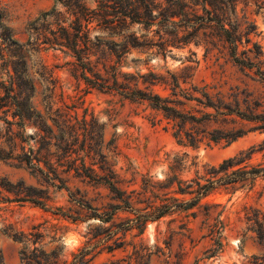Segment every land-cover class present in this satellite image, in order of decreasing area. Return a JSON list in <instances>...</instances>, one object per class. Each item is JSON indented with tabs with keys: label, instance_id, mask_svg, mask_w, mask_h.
<instances>
[{
	"label": "trees",
	"instance_id": "16d2710c",
	"mask_svg": "<svg viewBox=\"0 0 264 264\" xmlns=\"http://www.w3.org/2000/svg\"><path fill=\"white\" fill-rule=\"evenodd\" d=\"M245 6L253 3L256 10L264 8V0H243ZM239 0H54L52 6L39 12L24 26L25 40H20L0 10V161L22 168L30 175L57 189L69 188L55 164L63 171H73L75 176L105 185L122 204L111 206L110 211L94 207L80 193L69 191V201L87 210L85 219L95 218L101 223L113 221L115 210L130 208L128 198L118 187L114 163L108 160L104 149L102 127L95 120L71 124L68 114L54 108L53 94L56 78L52 70L42 63L39 52L59 49L71 57L70 73L86 86L103 91H113L123 97L147 102L152 108L179 127L177 135L184 133L190 145L199 141L196 127L224 124L236 116L254 121L255 129L264 130V109L258 112L260 102L250 106L243 99L247 111L239 102V92L229 100L220 91L211 93L207 85L194 82V68L184 67L180 72L165 74L127 73L121 71V61L130 50L146 53L147 57L161 54L171 47H184L190 43L204 44L209 48L226 50L228 60L241 70H247L264 83V52L253 36L257 35L255 23L246 13L239 17ZM139 32V34H137ZM142 86V87H141ZM238 89V88H237ZM41 95L43 110L34 104V97ZM199 107L200 116L186 110L188 104ZM11 115L12 119L8 118ZM77 119V118H75ZM2 121V123H1ZM51 124H50V122ZM186 124L192 125L186 130ZM27 128H31L28 132ZM210 139L231 142L244 132L241 129H213L207 132ZM107 151H111L107 146ZM114 151V150H112ZM241 155V153L239 154ZM86 159L92 162L87 164ZM248 159L233 156L217 167H211V177L199 184L197 194L189 203L165 204L155 217H160L172 207L188 209L204 197L215 183L251 184L256 178L264 179V164H243ZM98 164L97 172L93 165ZM59 182V183H57ZM14 192L18 201H30L44 206V196L32 187L17 184H0ZM9 189V190H8ZM91 211V213H88ZM62 216L78 219L67 212ZM148 216L138 214L126 220L119 230L108 235L92 237L72 253L71 259L60 260L62 248L56 244L60 238L49 236V230L38 224L29 230L6 229L3 233L21 245V264H89L104 248L109 252L119 248L123 241L114 237L123 234L133 225L144 224ZM259 240L264 239V222L254 221ZM46 237H50L46 240ZM113 242L110 243V239ZM102 246V247H100ZM100 247V248H99ZM99 248V249H97ZM97 249V251H95ZM126 258H115L103 264H126ZM0 264H5L0 251ZM127 264H131L128 262ZM134 264H149L144 254L134 257Z\"/></svg>",
	"mask_w": 264,
	"mask_h": 264
},
{
	"label": "rangeland",
	"instance_id": "374dc122",
	"mask_svg": "<svg viewBox=\"0 0 264 264\" xmlns=\"http://www.w3.org/2000/svg\"><path fill=\"white\" fill-rule=\"evenodd\" d=\"M53 1L0 0V10L5 12L8 24L23 41L27 21L49 9ZM237 12L239 17L246 13L255 23L257 35L253 36V42L260 44L264 52V8L256 10L253 3L245 6L244 1L239 0ZM39 56L56 78L54 108L68 114L71 124H82L85 118L87 122L95 120V124L102 127L103 151L114 163L117 185L128 198L130 208L116 209L113 221L108 223L95 218L86 220L87 210L69 201V191L79 189L91 205L100 210L110 211L112 205L122 202L105 185L83 180L72 170L63 171L56 164L54 166L69 191L48 186L28 171L0 161V184L15 185L23 180L24 186L42 190L39 194L44 196L45 203L41 206L18 201L14 192L0 185V251L5 264H21V245L3 230L27 231L41 224L48 228L49 236L56 234L60 238L48 247L51 249L58 244L62 248L60 260L69 261L72 253L92 237V232L99 237L106 236L110 230H119L126 220L136 218L138 214L148 216L144 224L133 225L124 234L119 231L114 237L119 236L122 245L112 252L104 248L89 264H103L115 258H126L124 263L134 264L137 254H144L149 264H264V239H258L254 223L257 218L264 222V179L261 177L251 184L215 183L190 208L172 207L162 216L155 217L165 204L193 201L197 182L205 184L207 178L216 179L219 175L211 177L210 169L225 159L248 156L242 165L264 164V130L255 129L256 122L233 116L224 124L195 127L192 131L206 129L199 132V141L193 146L183 132L176 136L179 127L147 102L90 88L76 79L70 73L68 62L71 57L61 50L44 49ZM186 66L194 68L195 84L207 85L211 93L220 91L226 99L232 100L231 94L239 92L243 110L247 111L245 98L250 106H254V100L260 102L258 112L264 109V83L252 72L243 71L229 61L226 50L221 47L207 49L203 43H190L180 48L171 47L165 57L161 54L147 57L146 53L130 50L121 61L120 69L127 73L165 74L166 70L180 72ZM33 101L43 110L39 93ZM198 109L192 103L186 106V110L200 116ZM8 118L12 119L11 115ZM191 126L186 124L185 129ZM215 128L241 129L244 134L231 142L214 141L207 132ZM30 130L27 128L28 132ZM107 146L111 151H107ZM86 161L87 164L92 162ZM93 167L100 173L98 164ZM60 212L78 219L62 216Z\"/></svg>",
	"mask_w": 264,
	"mask_h": 264
}]
</instances>
